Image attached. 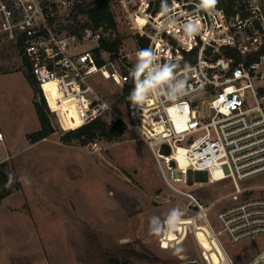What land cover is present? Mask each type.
<instances>
[{
  "label": "built area",
  "instance_id": "built-area-1",
  "mask_svg": "<svg viewBox=\"0 0 264 264\" xmlns=\"http://www.w3.org/2000/svg\"><path fill=\"white\" fill-rule=\"evenodd\" d=\"M225 1L235 15L203 0H112L134 47L121 43L117 53L98 57L100 41L112 31L105 32V23L71 32L79 0H0V38L17 47L47 107L73 105L83 124L111 109L94 88L97 78L131 83L142 50L155 64L171 66L183 83L179 99L150 94L137 106L130 100L127 119L114 121L123 120L147 144L167 188L189 199L181 213L198 214L227 254L223 237L233 245L264 238V183L246 186L264 177V0ZM184 51H195L192 63L184 64ZM90 146L99 150L97 142ZM12 158L0 122V170ZM198 174L208 184L229 181L233 191L203 207L176 186L191 187ZM224 199L230 203L215 212L214 225L208 212ZM261 253L264 248L247 264Z\"/></svg>",
  "mask_w": 264,
  "mask_h": 264
},
{
  "label": "rangeland",
  "instance_id": "rangeland-1",
  "mask_svg": "<svg viewBox=\"0 0 264 264\" xmlns=\"http://www.w3.org/2000/svg\"><path fill=\"white\" fill-rule=\"evenodd\" d=\"M113 13L116 34L125 48H133L130 30L116 6ZM27 71L17 47L0 38V122L13 155L2 169L12 175L15 186L21 184L20 190L0 205V253L8 246L11 226L21 225L32 236L17 238L29 248L36 244L40 247L37 251L24 248L26 251L19 253H43L50 264H107V252L123 250L156 259L135 255L120 258L128 264H180L191 259L201 264H230L227 254L234 264H247L264 248V238L233 245L223 237L226 254L213 242L211 232L196 213H184L169 224V212L184 211L189 199L167 188L149 147L129 128L113 142L98 135L86 145L64 143V134L83 124L77 109L73 105L46 108L55 132L30 144L28 135L41 128L35 108L41 98L30 86ZM94 88L111 107L103 121L112 124L117 117L127 119L128 107L120 101V83L97 78ZM204 115H208L206 108ZM94 142L99 150L91 148ZM21 177H27V182ZM205 180L204 174H198L191 177V187L176 186L193 194L203 207L233 191L229 181L208 184ZM263 183L264 177H257L246 186ZM229 203V199L221 200L209 210L214 225L215 212ZM152 217L159 218L158 232L151 231ZM39 227L44 232L41 240L35 231L32 233Z\"/></svg>",
  "mask_w": 264,
  "mask_h": 264
},
{
  "label": "trees",
  "instance_id": "trees-1",
  "mask_svg": "<svg viewBox=\"0 0 264 264\" xmlns=\"http://www.w3.org/2000/svg\"><path fill=\"white\" fill-rule=\"evenodd\" d=\"M111 1L112 0H79L72 14V18L74 22H78V24L77 26L71 27L69 30L71 32H74L76 31L77 28L84 29L90 26L96 29L104 25L105 23H108V26L104 27L105 32L107 33L111 30L112 33H116L117 24L115 21L114 13L110 5ZM231 5L232 3L228 5L225 0H217V3L212 6L224 7L228 16H232L235 15L236 12L232 9ZM79 17H81L80 18L81 21H79ZM111 34L100 41V48L96 50L98 57L100 51H106L114 54L118 52L122 40L118 35L113 37ZM141 44L143 46L145 43H143L142 41ZM183 53H184V64L192 63L194 60L195 51L192 52L184 51ZM228 54H231V52L228 51ZM253 58L256 57H250L248 60L250 61ZM97 63L101 64L102 60L98 59ZM26 78L30 86L32 87L35 95L40 96L41 98V102H35V108L38 113L41 128L39 131L28 135V140L30 144H35L44 139H47L50 135H52L55 132V130L47 115L46 108L48 107L47 104L45 103L44 98L41 95V89L36 78L32 75V73L29 70L26 73ZM134 86H135V77L133 76L131 83L126 84L123 87V93L120 97V101L125 102L127 107H129L130 104L129 95L132 89L134 88ZM102 118L103 117L96 118L87 124H83L77 128L68 131L61 138V141L64 143L78 141L80 144L86 145L87 143L95 140V138L98 135H100L106 138L108 141L113 142L119 139L120 137H122L126 133L127 125L123 120L117 119L114 121V123L107 124L105 121H103ZM16 185L17 186H15L12 182L11 183L9 182V176L6 174V172L3 169H1L0 170V205L2 204L3 200L6 197L16 192L17 190H20L21 184L18 182ZM129 255H135L138 257H142L146 260L151 259L156 261V259L149 258L139 253H136L134 250H123V251H118L116 253L107 252L105 255L107 258L106 263L128 264L127 261L121 260L120 258L123 256L124 258H127V256ZM172 262H168V264H173Z\"/></svg>",
  "mask_w": 264,
  "mask_h": 264
},
{
  "label": "clouds",
  "instance_id": "clouds-1",
  "mask_svg": "<svg viewBox=\"0 0 264 264\" xmlns=\"http://www.w3.org/2000/svg\"><path fill=\"white\" fill-rule=\"evenodd\" d=\"M205 5H215L217 0H203ZM138 61L135 65L133 75L135 86L132 89L129 99L135 104L145 103L150 94H160L168 100H177L183 95V83L173 75L171 66H161L153 62V54L148 50L137 53ZM142 77V78H141ZM12 175L9 174V182H12ZM22 182H27V177H21ZM182 215L179 209H172L168 214V222L171 224L178 221ZM151 231L158 232V217L151 218ZM259 260H264V253L257 257L253 264H258Z\"/></svg>",
  "mask_w": 264,
  "mask_h": 264
},
{
  "label": "crops",
  "instance_id": "crops-1",
  "mask_svg": "<svg viewBox=\"0 0 264 264\" xmlns=\"http://www.w3.org/2000/svg\"><path fill=\"white\" fill-rule=\"evenodd\" d=\"M6 199H7V197L3 200V202ZM3 202H2V204H3ZM30 219H31V217H30ZM30 222H31V224L33 226L32 219L30 220ZM34 231H35V234L39 236V240H41V236H42L41 234L43 232L42 228L41 227H39L38 229L37 228H35V229L33 228L32 229V233L33 234H34ZM10 232H11L10 233L11 236L7 240L8 246L4 247V250H3L4 253H0V259L3 260V262L2 263L0 262V264H14V262L16 264V262H21L22 260L25 261L26 264H30V262H31V264H50L49 261H48V259L44 256L43 253L41 255L40 254H36L34 256L33 255L25 256V255L19 253V251H21V250L26 251L25 249H28L30 251H32V250L35 251L36 250V247H40L39 244L38 245L36 244L35 247L29 248V247H27L28 245H24L22 243L24 241H22L21 238H17V236H24V235L32 236L31 233H26L24 231V228L22 227V225L19 226V227H17V226H11ZM43 234H44V232H43ZM209 235H210V233H209ZM210 236H211L213 242L215 243L216 240H215L214 236L212 235V233H211ZM220 248H221V246H220ZM26 257H27V259H26Z\"/></svg>",
  "mask_w": 264,
  "mask_h": 264
},
{
  "label": "water",
  "instance_id": "water-1",
  "mask_svg": "<svg viewBox=\"0 0 264 264\" xmlns=\"http://www.w3.org/2000/svg\"><path fill=\"white\" fill-rule=\"evenodd\" d=\"M180 264H201V262L198 260L191 259L184 262H180Z\"/></svg>",
  "mask_w": 264,
  "mask_h": 264
},
{
  "label": "bare ground",
  "instance_id": "bare-ground-1",
  "mask_svg": "<svg viewBox=\"0 0 264 264\" xmlns=\"http://www.w3.org/2000/svg\"><path fill=\"white\" fill-rule=\"evenodd\" d=\"M184 213H182V215H183ZM206 226V225H205ZM207 228L209 229V227L207 226ZM210 230V229H209ZM211 232V231H210ZM212 233V232H211ZM212 235H213V233H212ZM214 236V235H213ZM215 238V237H214ZM216 240V239H215ZM217 241V240H216ZM218 242V241H217ZM219 244V243H218ZM230 261V260H229Z\"/></svg>",
  "mask_w": 264,
  "mask_h": 264
}]
</instances>
